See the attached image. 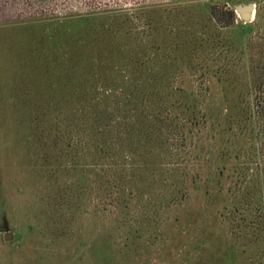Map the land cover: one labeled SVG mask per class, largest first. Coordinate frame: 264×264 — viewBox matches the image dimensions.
<instances>
[{
    "label": "rangeland",
    "instance_id": "1",
    "mask_svg": "<svg viewBox=\"0 0 264 264\" xmlns=\"http://www.w3.org/2000/svg\"><path fill=\"white\" fill-rule=\"evenodd\" d=\"M263 74L264 0H0V264H264ZM159 106L205 124L96 166Z\"/></svg>",
    "mask_w": 264,
    "mask_h": 264
},
{
    "label": "trees",
    "instance_id": "2",
    "mask_svg": "<svg viewBox=\"0 0 264 264\" xmlns=\"http://www.w3.org/2000/svg\"><path fill=\"white\" fill-rule=\"evenodd\" d=\"M225 7L222 8L223 14H227L228 16L230 15V20L233 22L235 15L234 9ZM231 23H228L227 25L230 26L232 25ZM262 82H264V76L263 78H255V84L259 85ZM255 92H257L259 101L261 103L257 104V107L253 109L250 108L253 114L247 113V118L248 120H254L255 122L252 123V128H254L255 124V129H257L255 133L252 130V133L255 134V137L264 140V120H260L262 118H260V116H256V113L258 115H264V109L262 106L264 97V83L262 84V87H257ZM159 107L160 108H144V124L132 118L125 122L119 115L116 117L115 128L113 125L110 127V130L104 128L105 130L103 131H106V134L102 133L101 135L104 137L112 136L114 138L110 146L105 144L108 141L107 139H98L95 142V150H92V154L93 156L95 155L94 157L97 159L96 166L99 168H110V171L112 168H114V174H118L119 172L123 175L126 174L124 168H135L137 170H139V168H145V165L139 161L143 153H154L159 158L163 157L161 148H165V150L170 148L171 145L169 144L171 140L174 142L177 141V143L180 142V140L183 141L182 137L187 127L192 129L193 127L196 128L198 125L197 123L205 124L204 114H202V117L199 120L196 112L197 109L193 106L188 108L182 107L171 109L161 108V106ZM250 109H248V111ZM112 131L113 135L111 134ZM187 132H189L188 129ZM109 148L110 154H108ZM179 150L180 148L175 150V152H178ZM98 158L104 162L101 163ZM262 161L263 166H255V168H264V160ZM170 165L174 164L168 162V167ZM166 166L167 164H163V167ZM135 169H132L133 173L135 172Z\"/></svg>",
    "mask_w": 264,
    "mask_h": 264
},
{
    "label": "water",
    "instance_id": "3",
    "mask_svg": "<svg viewBox=\"0 0 264 264\" xmlns=\"http://www.w3.org/2000/svg\"><path fill=\"white\" fill-rule=\"evenodd\" d=\"M252 11H253V4L250 3V5L247 9L240 11L242 18L244 20H249L251 18ZM7 237H9V235H7Z\"/></svg>",
    "mask_w": 264,
    "mask_h": 264
}]
</instances>
